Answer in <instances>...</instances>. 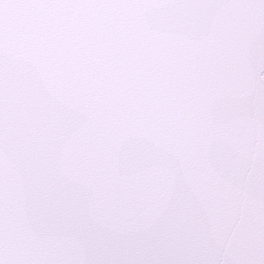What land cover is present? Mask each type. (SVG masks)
I'll return each instance as SVG.
<instances>
[{
    "label": "snow or ice",
    "instance_id": "6c2138e0",
    "mask_svg": "<svg viewBox=\"0 0 264 264\" xmlns=\"http://www.w3.org/2000/svg\"><path fill=\"white\" fill-rule=\"evenodd\" d=\"M0 264H264V0H0Z\"/></svg>",
    "mask_w": 264,
    "mask_h": 264
}]
</instances>
